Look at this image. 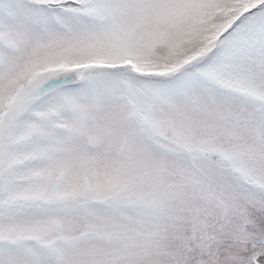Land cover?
I'll return each mask as SVG.
<instances>
[{"label":"snow or ice","instance_id":"snow-or-ice-1","mask_svg":"<svg viewBox=\"0 0 264 264\" xmlns=\"http://www.w3.org/2000/svg\"><path fill=\"white\" fill-rule=\"evenodd\" d=\"M0 264H264V0H0Z\"/></svg>","mask_w":264,"mask_h":264}]
</instances>
